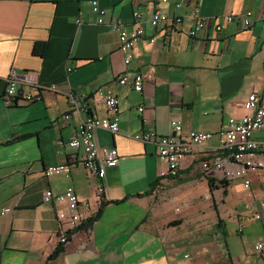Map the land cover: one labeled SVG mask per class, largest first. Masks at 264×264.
<instances>
[{
    "label": "crops",
    "instance_id": "crops-1",
    "mask_svg": "<svg viewBox=\"0 0 264 264\" xmlns=\"http://www.w3.org/2000/svg\"><path fill=\"white\" fill-rule=\"evenodd\" d=\"M93 1L0 0V208L11 207L0 215V264H185V252L199 264H264V253L250 251L264 239V206L258 208L260 220L244 215L246 203H264V174L251 173L249 186L228 181L225 195L221 186L211 191L201 167L202 159L219 149V132L228 119L248 113L249 95L264 96V0H96L108 11V19L127 25L134 23L135 11L142 14L147 36L136 44L128 66L116 30L96 23ZM177 1L184 4L181 10ZM156 8L170 17L182 14L183 24L172 33L150 29L148 19ZM196 9L210 19L199 38L189 34ZM247 10L257 17L254 26L241 29L235 21L216 32V18ZM36 42L47 43L44 56L34 52ZM12 70L36 77L45 87L40 101L5 105ZM134 72L151 77L141 92L117 81ZM98 89L114 92L120 120L118 134L97 131L101 154L110 148L120 154L119 163L101 180L83 167L81 149L67 145L80 121L70 111L69 94L106 115ZM173 119L185 132L213 135L184 156L177 177L161 179L166 164L157 144L134 135L150 130L165 135ZM253 137L264 141V131ZM59 164L71 166L69 177L46 175L48 166ZM212 177L216 184L221 180L216 173ZM157 180V188L146 194ZM98 183L109 201L100 218L89 234L78 231L49 259L60 244L57 210L68 208L64 201L45 202L43 193H63L73 186L80 201L92 206L84 212L94 215L100 208ZM116 200L122 201L112 202ZM226 202L232 203L239 227L243 224L237 235L250 245L249 253L236 262L226 242L225 219L213 214L216 205Z\"/></svg>",
    "mask_w": 264,
    "mask_h": 264
},
{
    "label": "built area",
    "instance_id": "built-area-1",
    "mask_svg": "<svg viewBox=\"0 0 264 264\" xmlns=\"http://www.w3.org/2000/svg\"><path fill=\"white\" fill-rule=\"evenodd\" d=\"M155 3L168 4L170 0H152ZM263 1V0H259ZM176 9L181 10L184 7L182 1H177ZM91 11L96 16V23L100 25H108L116 30L119 35V48L123 52V59L128 66L135 54L136 44L140 39L147 36L146 29L142 25V14L139 11L133 13L134 23L127 25L120 20L108 19V11L101 8L98 1H93L90 6ZM196 20L191 27L189 34L191 37L199 38L202 36L210 19L199 15V9H196ZM257 17L252 10H247L239 14L223 15L216 18L214 28L216 32H220L225 25H229L238 21L241 29H248L255 25ZM77 23L81 19H77ZM183 24V15L177 13L174 17L168 16L159 8H156L150 14L147 25L150 29H161L163 32H174L178 25ZM155 37L150 35L149 42L154 43ZM71 66L66 69L72 71ZM151 80L141 72H134L132 75L125 73L118 78L120 85H128L131 90L141 92L145 83ZM42 87L38 84L33 74H21L12 70L7 78L6 91L4 95V103L6 106H15L18 104H30L40 101L43 97ZM52 91L56 90V86H50ZM98 96L102 99L108 113L99 115L93 112L89 105L77 103V98L73 93L69 94L71 100L70 111L79 114L80 121L75 131H73L68 147L72 149H81L84 154L82 162L83 167L94 173L96 178L101 180L107 175L109 167H115L120 160V154L116 148H110L101 154L100 146L97 139V131L107 130L113 134L120 132V120L116 112L117 97L113 91L108 89H98ZM248 113L242 118L232 117L222 126L219 132L220 145L219 149L213 156L204 157L202 159V169L206 176H213L215 173L225 181H242L245 186L251 183L250 174H264V141H255L256 132L264 131V96L252 92L245 104ZM139 110H143L140 107ZM84 112L87 115L82 117ZM70 114L65 115L69 118ZM170 132L160 135L154 130L143 131L134 135V139L147 142H155L158 146L157 152L160 159L166 164L165 168L160 172V178L177 177L180 173V165L184 156L192 152L195 147L205 144L212 138V133L207 131L195 130L185 132L183 126L175 119L170 121ZM46 175L64 173L66 176L71 175V166L69 164H59L48 166L45 170ZM105 189L102 183L97 185V202L100 206L104 199ZM43 200L49 204H58L64 201L67 204L66 210L59 209L56 213L58 221V232L60 244L66 245L78 233V227L91 217L92 213H85L84 210L90 211L92 206L89 202H81L76 189L71 186L63 193L55 194L47 189L43 193ZM264 206L263 202L245 204V217L252 220H260L262 212L258 209ZM11 207L0 208V215L3 216L10 212ZM243 230V224H240L238 232ZM253 250L257 254L264 253V239L253 246ZM185 264H199L194 261L192 255L188 252L183 254Z\"/></svg>",
    "mask_w": 264,
    "mask_h": 264
},
{
    "label": "rangeland",
    "instance_id": "rangeland-1",
    "mask_svg": "<svg viewBox=\"0 0 264 264\" xmlns=\"http://www.w3.org/2000/svg\"><path fill=\"white\" fill-rule=\"evenodd\" d=\"M214 211V215L219 214L225 219V223L227 226L226 242L228 243V247L230 248L232 255H235L236 258L234 257V260L236 262L239 258L249 253L248 249L250 245L244 244L241 241L240 236H238L236 233L239 228V224L235 219L234 207L232 206V203L226 202L225 204H220V207H217L216 205ZM250 251H253L254 253V250L250 249Z\"/></svg>",
    "mask_w": 264,
    "mask_h": 264
},
{
    "label": "trees",
    "instance_id": "trees-1",
    "mask_svg": "<svg viewBox=\"0 0 264 264\" xmlns=\"http://www.w3.org/2000/svg\"><path fill=\"white\" fill-rule=\"evenodd\" d=\"M47 50V43H35L34 45V52H36L37 54H40L42 56H44L45 52ZM207 179H208V184H209V187L211 189V191H213L214 189L218 188V187H222L224 188V194L227 195V186H228V181H225V180H219L217 182V184L215 183L216 182V179L212 176H207ZM157 185H159V180H157L155 182V184L152 186L151 188V191H148L146 192V194H150L151 192H153V190H155L157 188ZM140 196V195H138ZM122 200H116V201H112L113 203H119L121 202ZM109 201H107L105 198L103 199L101 205H100V208L99 210L97 211L96 214L92 215L91 217H89L84 223L83 225H81L80 227H78V230L80 233H86V234H89L90 233V229H91V226L94 224V222H96L101 214H102V211L104 210V207L105 205L108 203ZM219 221L221 223V218H219ZM223 235H225V233L223 232ZM62 251V244H59L57 249L53 252V254L51 256H49V259H54L56 258L60 252Z\"/></svg>",
    "mask_w": 264,
    "mask_h": 264
}]
</instances>
